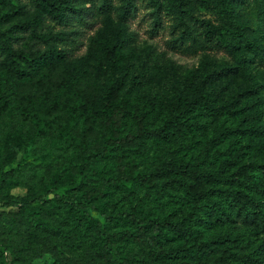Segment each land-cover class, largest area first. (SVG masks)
<instances>
[{"label": "rangeland", "instance_id": "374dc122", "mask_svg": "<svg viewBox=\"0 0 264 264\" xmlns=\"http://www.w3.org/2000/svg\"><path fill=\"white\" fill-rule=\"evenodd\" d=\"M174 1L181 3L182 12L176 14L180 25L187 23L196 29V19L209 20L234 42L225 49L218 47L215 39L207 41L192 34L185 38V45L174 47L180 33L171 35L173 26L169 31L166 16L162 20L168 27L155 30L148 9L124 22L114 14L108 17L98 7L95 10L96 4L86 0L83 7L88 8L90 24L82 26V34L60 29L51 20L40 23L46 31H67L61 35L70 47L75 38L82 42L72 50L73 55L41 67L34 80H21L11 67L0 63V95L9 100L17 124H30L35 115H41L49 125L59 127L72 115L79 117L67 146L54 158L50 169L39 170L44 175L61 170L65 164L74 168L81 149L101 145L105 131L101 113L109 103L123 111L124 133L137 130V116L142 117L148 130L181 124L183 131L173 141L149 134L119 151L115 160L118 167L122 164L125 171L136 172L155 168L162 156L173 157L195 164L197 172L208 176L211 200L194 209L205 213L207 219L204 227L196 226V237L206 240L211 249L207 254L189 251L163 259L154 253L153 244L131 240L122 246L124 253L133 264H264V193L248 180H234V172L242 166L255 173L264 171V0H162V6ZM14 3L20 5L16 0ZM31 5L0 21V31L6 37L22 35L19 26L34 19L37 10L42 11ZM235 29L243 36L234 37ZM111 49L117 50L115 57L110 55ZM206 72L213 80L204 85L203 94L193 97L194 82H201ZM115 79L120 80L119 85ZM24 107L33 114L27 115ZM233 186L249 193L247 220L238 218L226 198L225 190ZM129 187L115 193L118 207L136 204L146 192ZM67 188L62 187L59 193ZM155 188L150 191L154 193ZM10 192L20 198L28 189L19 185ZM178 193L164 190L162 197L151 203L154 215L185 209V199ZM15 209L0 202V214ZM5 217L0 215L2 220ZM2 233L0 227V241L6 237ZM80 240L72 245L53 239L55 252L40 253L41 244L16 254L6 251V263L97 264L92 256L95 250H90L85 238ZM0 249L4 251L3 246Z\"/></svg>", "mask_w": 264, "mask_h": 264}, {"label": "trees", "instance_id": "16d2710c", "mask_svg": "<svg viewBox=\"0 0 264 264\" xmlns=\"http://www.w3.org/2000/svg\"><path fill=\"white\" fill-rule=\"evenodd\" d=\"M16 1L20 5H16L15 0H0V21L20 8H30L32 3L42 11L37 10L34 19L19 26L18 33L22 35L6 37L0 31V63L11 67L19 79L34 80L41 67L72 56V50L82 44L75 38L74 45L70 47L61 35L67 31H46L43 25L40 27V23L51 20L59 24L60 29H70V33L79 32L80 35L82 26H86L89 21L88 8L83 7L86 0ZM91 2L96 4L93 5L95 10L98 7V11L107 13L108 17L114 14L124 22L135 18L140 10L148 9L155 30H159L158 26L163 29L168 27V23L163 24L162 20L166 16L169 19V31L173 26L171 35L180 33L174 40V47L185 45V38L192 34L207 41L215 39L217 46L225 49L234 42L209 20L196 19V29L187 23L180 25L176 22V14L181 13L182 8L177 1L167 3L165 7L162 6V0ZM162 10H166L165 15L161 14ZM232 33L234 37L243 36L237 29ZM31 36L36 39H29ZM24 42H27V46ZM116 53L117 50H110L112 57ZM213 78L209 72L204 73L201 82H194L196 91L192 96L203 94L204 85ZM114 83L119 85L120 80L115 79ZM10 106L9 100L0 95V202L4 207L16 208L0 214L6 216L5 220L0 218L2 234L6 236L5 240L0 241V246L4 247V251L0 249V264H7L6 251L16 254L38 244L42 246L40 253L55 252L56 245L51 243L53 239H62L67 244L75 245L82 240L80 238H85L89 248H92L90 250H95L92 256L97 264H133L122 247L131 240H145L153 244L154 253L163 259L178 257L189 251L207 254L211 249L206 240L200 241L196 237V226L204 227L207 219L205 213H196L194 209L201 202L211 200L206 186L208 176L197 172L195 164L176 161L173 157L162 156L155 168L136 172L125 171L124 165L118 167L115 160L119 151L129 149L149 134L166 142L173 141L183 131L181 124L148 130L142 117L137 116V130L124 133V113L114 103H109L101 113L105 127L101 145H87L81 149L74 168L65 164L61 170L48 171L49 174L44 175L39 170L50 169L54 158L67 146L73 128L80 122L79 117L72 115L59 127L49 125L41 115H35L30 124H17ZM24 111L27 115L33 114L28 107H24ZM19 154L22 156L18 159ZM14 162L16 165L12 166ZM234 173V180H248L256 190L264 193V171L255 173L242 166ZM19 185L28 189L27 195L20 198L10 192ZM65 186L69 188L60 194L59 190ZM128 186L144 188L146 192L136 204L118 207L114 195ZM155 186L157 188L152 193L150 188ZM164 190L179 192L185 199V209H179L178 212L175 208L154 215L151 203L159 200ZM51 194L53 196L49 197ZM225 194L238 218L247 220L250 216L248 191L233 186L225 190ZM164 245L165 249L162 248ZM12 264H16L15 261Z\"/></svg>", "mask_w": 264, "mask_h": 264}]
</instances>
